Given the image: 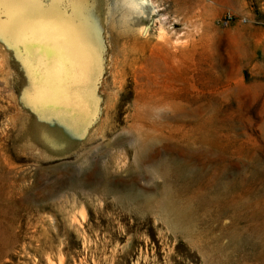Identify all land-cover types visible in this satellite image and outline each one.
<instances>
[{"label":"rangeland","instance_id":"1","mask_svg":"<svg viewBox=\"0 0 264 264\" xmlns=\"http://www.w3.org/2000/svg\"><path fill=\"white\" fill-rule=\"evenodd\" d=\"M68 18L80 110L34 106L35 57L0 39V264H264V0H81Z\"/></svg>","mask_w":264,"mask_h":264},{"label":"bare ground","instance_id":"2","mask_svg":"<svg viewBox=\"0 0 264 264\" xmlns=\"http://www.w3.org/2000/svg\"><path fill=\"white\" fill-rule=\"evenodd\" d=\"M141 4H146L147 0H140ZM130 5L134 4V0H129ZM8 11V15H6V20H5V30L6 33H8L9 29L17 26L20 23V18L23 14V10L22 9H9ZM70 19V18H68ZM72 19V18H71ZM69 21V20H68ZM80 22V21H79ZM78 24V23H77ZM82 26V25H81ZM74 30V29H73ZM71 33L74 35H72L71 37V51L70 52H64L61 48L57 47L56 45H49V46H45V50L41 55V59L39 62H35V65H33L32 63L29 62L28 66V71L30 72L31 75V81H33L34 85H35V93L32 96V99L30 102H32V104L35 105H39L40 107H45L49 108V109H54V108H60L61 106H64V108H71L73 105L78 108L80 110V108L82 109V103L79 100H76V102L73 103V101H70L69 96H71L69 94V86H71V84H80L83 83L82 81L85 78V65H86V59L85 56L83 54V52H85L86 48H85V42L82 38L84 37H80V34L78 32L77 35L73 33V31H71ZM9 35V34H6ZM5 35V36H6ZM86 35V34H85ZM11 39L13 41V44L15 47L14 49H18L21 48V51L23 50L24 53H26V55L28 56H32L35 57V48L36 45L31 44V43H26L18 38H14L12 35ZM7 39V38H6ZM5 41V40H4ZM11 41V42H12ZM6 43V42H5ZM12 48V47H11ZM2 50V49H1ZM0 50V52H1ZM4 50H6V52H3V54H1V56H4V60L2 62H0V72H4L5 68H13V62L14 60L12 59L13 56L10 55L11 51L9 52V55L11 57V59L13 61H9V59H6L7 55V49L4 47ZM18 50H16L17 52ZM20 51V50H19ZM14 52V50H13ZM2 53V52H1ZM15 53V52H14ZM20 54V53H18ZM7 55V56H6ZM16 56V55H15ZM24 56V55H22ZM21 57H19L20 59ZM29 58V57H28ZM18 59V56H17ZM33 59V58H31ZM28 61V60H27ZM35 61V60H34ZM26 61H24L25 63ZM67 62H70L69 64V69H64L63 65ZM20 63V62H19ZM28 63V62H27ZM16 66L17 62H16ZM25 66V65H24ZM21 68V67H19ZM15 69V68H14ZM13 69V70H14ZM17 69V68H16ZM22 69V68H21ZM20 69V70H21ZM12 70V69H11ZM18 72V71H17ZM21 72V71H20ZM28 72V73H29ZM13 72H11L12 74ZM24 73V72H23ZM19 74V73H18ZM8 73H5V76H7ZM16 75V74H15ZM14 76V75H13ZM39 76V79H38ZM12 77V76H11ZM8 78V76H7ZM7 78H5V82L2 83L0 82V86L2 88V90L5 89H13L14 85H15V80L13 83L7 82ZM86 80V79H85ZM13 81V80H12ZM31 84V83H30ZM27 85V84H26ZM32 85V84H31ZM30 85V86H31ZM29 86V85H28ZM79 86V85H78ZM83 86V85H82ZM81 86V87H82ZM73 87V86H72ZM0 88V92L2 91ZM75 88V85H74ZM23 89V88H22ZM77 89V88H76ZM74 89V90H76ZM18 90V89H17ZM72 90V91H74ZM26 91V90H25ZM77 91V90H76ZM81 91V90H80ZM84 91V90H83ZM17 92V91H16ZM15 92V93H16ZM28 92V91H27ZM32 92V91H31ZM78 92V91H77ZM76 93V92H75ZM5 94V93H4ZM3 94V95H4ZM8 94V92H7ZM22 94V93H21ZM78 94V93H77ZM76 94V95H77ZM32 95V94H31ZM79 95V94H78ZM77 95V97H78ZM1 96V95H0ZM14 96V95H13ZM20 97V96H19ZM80 97V96H79ZM16 98V97H15ZM1 99V98H0ZM17 100V99H16ZM4 101V100H3ZM18 101V100H17ZM10 102V101H8ZM16 103V102H15ZM21 104V103H20ZM15 105V104H14ZM17 106V105H16ZM20 106V105H18ZM15 108V107H14ZM13 108V109H14ZM63 108V107H62ZM23 109V108H22ZM68 109V108H67ZM66 109V110H67ZM74 109V108H73ZM17 110V109H16ZM20 110V109H19ZM65 110V111H66ZM84 110V109H83ZM41 111V110H40ZM64 111V109H63ZM72 111V110H71ZM1 112V111H0ZM68 112V111H67ZM77 113V112H76ZM81 113V112H80ZM20 114V111H19ZM14 115V114H13ZM75 116V115H74ZM20 117V116H19ZM2 118V117H0ZM15 120V117H13ZM4 119V118H2ZM10 119V118H9ZM21 119V118H20ZM28 119V118H27ZM29 120V119H28ZM10 123V122H9ZM15 123V122H14ZM19 123V122H17ZM12 124V121L11 123ZM16 125V124H15ZM14 125V126H15ZM25 125V124H24ZM33 125V124H32ZM38 125V124H37ZM3 127V126H2ZM7 127V126H6ZM20 127V126H17ZM37 128V127H36ZM40 127H38L37 129H39ZM32 129V128H31ZM30 129V130H31ZM205 129V128H204ZM17 130V128H16ZM29 130V128L27 129ZM36 130V129H35ZM34 130V132H35ZM200 129L197 128V131H199ZM1 131V130H0ZM4 131V130H3ZM7 131V130H6ZM31 132V131H30ZM37 132V131H36ZM40 132V131H39ZM42 132V131H41ZM49 132V131H48ZM19 134V133H18ZM32 134V133H31ZM38 134V133H35ZM44 134V133H43ZM1 135V133H0ZM14 135V134H13ZM34 135V134H33ZM33 135H32V142L33 141ZM2 136V135H1ZM18 136V135H17ZM15 136V137H17ZM28 136L30 137V133L28 131ZM36 136V135H35ZM45 136V134H44ZM51 136V135H50ZM50 136L48 135V137L50 138ZM46 137V138H48ZM1 138V137H0ZM20 138V137H19ZM31 138V137H30ZM37 138V137H36ZM4 139V138H3ZM12 140V138H11ZM18 140V139H17ZM37 140V139H36ZM53 140V139H52ZM55 140V139H54ZM13 142V141H12ZM52 142V141H51ZM10 143V142H9ZM14 143V142H13ZM12 143V144H13ZM35 143V142H34ZM140 144V143H139ZM5 146V145H4ZM2 147L5 148V147ZM8 146V145H7ZM11 146V144L9 145ZM16 146V145H15ZM20 147V146H19ZM10 148V147H9ZM138 148H143L145 149L146 146L145 144L143 145H139ZM137 148V151H138ZM8 150V149H6ZM140 150V149H139ZM142 150V149H141ZM14 152V151H13ZM140 152V151H139ZM142 152V151H141ZM7 153V152H6ZM142 154V153H141ZM1 155V154H0ZM140 155V154H139ZM182 155V154H181ZM3 163V162H2ZM161 176H165L166 175V171L162 170V172L159 173ZM158 175V174H157ZM3 176V175H2ZM155 177V175H154ZM177 177V176H176ZM163 181V180H162ZM169 187V186H168ZM167 188V187H166ZM132 193V192H131ZM140 194V192H139ZM161 194V193H160ZM133 195V194H132ZM164 198H162L163 200H161L160 202V206L163 210L162 211H167L170 212L172 209V200L170 201V196L168 193V190L165 189V192L163 194ZM162 196V197H163ZM141 197V196H140ZM160 197V196H159ZM134 198V197H133ZM144 198V197H143ZM142 200V199H141ZM140 200V202H141ZM174 201V199H173ZM180 203V202H179ZM182 203V202H181ZM2 204V203H1ZM152 205V204H151ZM179 209V208H178ZM177 209V210H178ZM1 210V209H0ZM173 211V210H172ZM166 213V212H165ZM182 212L177 213L178 216H180ZM187 215V214H186ZM166 216V215H165ZM174 219V218H173ZM169 220V219H168ZM193 224V223H191ZM188 226V225H187ZM186 227V226H185ZM189 231V230H188ZM188 233V232H187ZM190 233V232H189ZM189 237V236H188Z\"/></svg>","mask_w":264,"mask_h":264},{"label":"snow or ice","instance_id":"3","mask_svg":"<svg viewBox=\"0 0 264 264\" xmlns=\"http://www.w3.org/2000/svg\"><path fill=\"white\" fill-rule=\"evenodd\" d=\"M81 0H0V39L6 34L36 45L35 62H39L45 46L56 45L64 52L71 51L70 10ZM9 9H22L20 23L5 30L4 17ZM70 62L63 65L69 69Z\"/></svg>","mask_w":264,"mask_h":264}]
</instances>
